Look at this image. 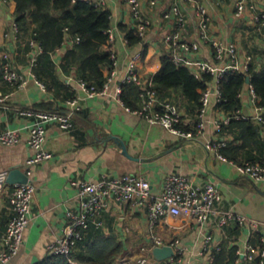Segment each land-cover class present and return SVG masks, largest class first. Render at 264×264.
<instances>
[{"label": "crops", "instance_id": "1", "mask_svg": "<svg viewBox=\"0 0 264 264\" xmlns=\"http://www.w3.org/2000/svg\"><path fill=\"white\" fill-rule=\"evenodd\" d=\"M99 4L111 12V31L114 35L110 50L117 56L116 80H121L125 73L131 54L142 50V57L136 62V70L141 77H151L161 67V54L168 51L165 35L172 30L173 20L163 17L171 7V0H141V10L151 20L144 38L138 44L129 46L124 33L118 24H132L130 7L126 0H89ZM238 0H191L181 3L187 22L181 35L186 41L197 39L199 16L196 6L206 8L209 16V34L212 38L223 42L234 43L237 48L238 67H242L247 55L253 58L264 55V27L255 19L257 12L264 11V0H245L255 5L247 8L239 17L235 15V4ZM15 3L13 0H0V66L8 56L13 66L27 74L28 82L20 88H12L0 77V94L8 95L0 101V131L7 128H19L20 140L12 145L0 143V170L17 167L26 173V159L31 150L27 144L28 134L24 125L29 119L17 115L18 108H36L45 110H65V99L55 95V90L42 88L29 74L30 62L34 50H27L23 42L4 33L14 18ZM52 54L58 65L66 46ZM186 65L194 70L197 62L216 64L226 67L227 59L217 61L210 43L201 42L195 51L181 52ZM58 75L75 96H83L81 88L72 75L65 76L59 68ZM106 75L108 69L104 68ZM242 103L238 118H253L259 111L250 84L240 92ZM186 103V105H185ZM187 101L179 102L183 114V122L193 120V112L187 108ZM212 96L205 114V129L194 140L185 139L161 126L151 124L143 116L127 111L124 104L113 97L101 95L81 100V109L73 117L74 129L66 131L56 124L47 126L45 147L52 157L30 167L29 178L36 186L32 199L30 221L24 232V241L19 252L4 264H33L44 258L49 252L47 246L62 232L68 208L76 205V189L73 179L97 181L104 175L133 173L149 180L152 189L159 192L165 177L172 173H182L194 180L212 179L219 186L222 194L221 207L255 218L261 222L264 233V182L256 183L239 174L236 164L264 151V129L260 128V142L251 141L244 149L235 148L230 152L237 155V160L229 158L233 163L220 160L214 151L206 147V142L214 138H223L232 144L240 145L233 133H221L216 122L223 120L227 114L217 108ZM258 124V122L254 121ZM228 123V122H227ZM224 123V124H227ZM237 132V130H236ZM11 184V183H10ZM10 185L0 191V247L2 234L12 215L9 207ZM104 233L111 234L123 243L130 261V238H138L141 243L147 237L146 208L134 207L128 203L111 201L103 213ZM156 233L165 238H179L187 246L186 258L192 264H214L213 252L220 248L236 246V251L244 248L250 241L245 229L235 223L219 227L214 220L201 226L191 220L179 224L173 218L160 221ZM206 234L213 237L207 250L199 254ZM257 243V240L251 242ZM217 246L220 248L217 249ZM124 259V258H123ZM122 259V262H123ZM121 262V263H122ZM129 264V263H128Z\"/></svg>", "mask_w": 264, "mask_h": 264}, {"label": "built area", "instance_id": "2", "mask_svg": "<svg viewBox=\"0 0 264 264\" xmlns=\"http://www.w3.org/2000/svg\"><path fill=\"white\" fill-rule=\"evenodd\" d=\"M126 1L130 7L135 32L143 39L151 25V20L143 15L141 0ZM171 1L172 5L164 12L163 17L167 20H173L172 30L164 38L168 43V52L173 62L186 65V59L182 58L180 53L195 51L199 48L201 42H207L212 46L217 61L222 62L227 59L229 63L226 67L220 68L216 64L197 62L196 68L194 70L191 69L196 76H200L201 72H209L213 75L212 82L202 92L201 106L198 109L196 123L191 125L192 129L190 130L181 128L180 125L184 122L179 104L169 98L160 99L154 89L152 78H145L139 75L136 70V62L141 59L142 50H136L131 54L125 73L119 81L116 80L117 56L111 50L112 68L108 71L102 86L98 88L94 84L77 79V85L81 88L83 96L66 99L65 110L50 111L29 107L18 108L16 110L17 115L29 119L28 123L23 127L28 134L27 144L32 153L25 162L28 176L26 182L10 184L7 181L9 171L0 170V191L5 186L10 185L8 202L12 213L2 234L0 264L7 263L19 252L23 244L24 232L32 212V199L36 192V186L29 178L31 175L30 167L52 157V153L45 147L47 126L49 124H56L63 130L71 131L74 129L73 117L80 111L82 99L101 95L113 97L124 104L121 99L122 84L134 83L140 88V105L136 109H131L124 105L127 111L143 116L151 124H160L185 139L194 140L205 129V114L212 96L215 104L222 101L219 88L222 75L228 70L244 71L247 69V64L252 59V56L247 55L241 68L235 65L238 58L236 45L216 40L210 36L209 16L206 8L202 5L196 6V12L199 16L197 39L186 41L181 35L187 22L181 3L191 0ZM154 3L155 1L152 0L151 4ZM247 8L254 9L255 5L245 0H238L235 4V15L239 17ZM254 19L264 27V11L257 12L254 15ZM18 32L17 24L11 21L4 36H12L13 39H17ZM113 39L114 35L110 30V43L113 42ZM30 45L32 50H34L30 62L31 68L35 64L36 56L41 52V47L32 40ZM29 74L38 85L45 88L44 84L36 79L32 70H30ZM2 78L12 88L23 87L28 82L27 74L16 69L8 56H5L2 61ZM251 90L253 92L252 87ZM6 97L8 95L0 94V101H3ZM257 109L259 112L252 119L260 123L262 121V108L257 107ZM228 121L229 116H226L223 120L216 122L217 130H220L222 123H227ZM19 140V128H7L0 131V143L2 144L12 145ZM225 143L226 140L223 138H214L206 142V147L214 151L220 160L233 163L232 160L227 159L219 151V148ZM236 168L239 174L246 176L250 180L256 183L264 182V162H244L236 164ZM71 183L76 189V205L66 209L64 212L65 221L62 232L47 246L50 254L68 255L84 239L89 227L103 228V213L110 202L114 201L128 203L134 207L146 208L148 232L144 242L139 246L136 264H192L190 259L186 258V250L188 248L181 243L179 238H165L156 233L157 224L168 217L173 218L179 224H186V221L191 220L201 226L214 220L221 228L229 223H235L245 229L248 235L252 236L257 233L259 234L257 243L252 244L247 240L244 248L236 251L239 257L235 263L264 264V233L262 232L261 222L231 209L224 210L221 207L223 197L219 186L212 179L197 181L186 174L172 172L165 177L159 192L153 191L147 178L133 173L104 175L97 181L73 179ZM212 240V235H205L203 247L199 254L209 248ZM165 245L172 247L173 255L163 260H157L153 256V248ZM219 248L217 246V249ZM127 260L128 258L124 257L122 264H128Z\"/></svg>", "mask_w": 264, "mask_h": 264}, {"label": "trees", "instance_id": "3", "mask_svg": "<svg viewBox=\"0 0 264 264\" xmlns=\"http://www.w3.org/2000/svg\"><path fill=\"white\" fill-rule=\"evenodd\" d=\"M13 1L15 8L12 21L18 26V41L23 42L27 50L32 49L31 40L41 47V52L31 67L37 80L47 89L55 90L56 96L61 94L65 100L73 98L74 92L60 79L57 68L65 76L72 75L74 79L84 80L98 88L102 86L107 75L103 73V69L107 68L109 71L112 68L109 9L89 0ZM118 29L124 33L129 46L142 41L135 32L134 24L128 26L120 23ZM66 41L70 43L68 42L57 65L52 54ZM0 77L2 78V64ZM247 77L250 78L256 105L262 108V121L258 124L252 118H238L242 106L240 92L246 85ZM151 78L160 99L169 98L177 104L182 99L187 101V108L193 112V120L181 124L180 127L185 130L192 129L191 125L198 119L202 92L212 82L213 75L201 72L200 76H196L185 64L174 63L169 52L164 51L161 54V67ZM219 88L222 101L216 106L229 116L228 123L221 125V133H233L235 140L242 142L240 145L231 146L226 141L219 151L227 159L239 161L237 155L230 151L235 148L244 149L251 141L260 142L259 129H264V55L257 58L252 56L244 71L228 70L220 78ZM139 93L138 85L122 84L121 99L129 108L139 107ZM261 144L264 146V141ZM245 162H264V151L260 148L257 155ZM87 231L84 239L68 255L48 253L33 264H122L127 252L121 241L111 234L106 235L102 228L91 226ZM258 238L259 234L254 233L250 242L258 241ZM213 255L214 264H236L239 257L236 246L220 248Z\"/></svg>", "mask_w": 264, "mask_h": 264}, {"label": "water", "instance_id": "4", "mask_svg": "<svg viewBox=\"0 0 264 264\" xmlns=\"http://www.w3.org/2000/svg\"><path fill=\"white\" fill-rule=\"evenodd\" d=\"M249 82H250V78L247 77L246 83L249 84ZM27 180H28L27 174L17 167L11 168L8 172L7 181L11 184L16 182H26ZM152 253L157 260H163L173 255V249L172 247L165 245L162 247L153 248Z\"/></svg>", "mask_w": 264, "mask_h": 264}, {"label": "rangeland", "instance_id": "5", "mask_svg": "<svg viewBox=\"0 0 264 264\" xmlns=\"http://www.w3.org/2000/svg\"><path fill=\"white\" fill-rule=\"evenodd\" d=\"M130 242H131V248L134 250V252H131L130 253V257H131V259H130V261H128V263L129 264H136V262H137V255L139 254L138 252H139V246L142 244L141 243V241H140V239H138V238H130Z\"/></svg>", "mask_w": 264, "mask_h": 264}]
</instances>
